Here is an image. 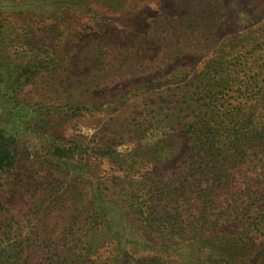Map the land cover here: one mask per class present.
Here are the masks:
<instances>
[{
  "label": "rangeland",
  "instance_id": "374dc122",
  "mask_svg": "<svg viewBox=\"0 0 264 264\" xmlns=\"http://www.w3.org/2000/svg\"><path fill=\"white\" fill-rule=\"evenodd\" d=\"M0 31L19 75L0 90V264H56L75 238V264H210L198 207L200 240L264 264L263 201L226 218L164 189L198 158L204 96L230 84L220 118L264 121L244 95L264 86V0H0Z\"/></svg>",
  "mask_w": 264,
  "mask_h": 264
},
{
  "label": "trees",
  "instance_id": "16d2710c",
  "mask_svg": "<svg viewBox=\"0 0 264 264\" xmlns=\"http://www.w3.org/2000/svg\"><path fill=\"white\" fill-rule=\"evenodd\" d=\"M8 60L9 57L1 54L0 51V90L10 91V88L13 89L14 85L19 82V75L12 70ZM14 74L17 76L14 77ZM217 85L221 84L218 82ZM207 87L208 85L205 86V89ZM220 88L222 90H218L219 95L215 99L217 103H213L212 98L208 95L202 98L204 101L209 99L210 102L205 110V116L201 120L200 128L193 132L194 148L198 158L189 162L188 170L184 171L178 180L168 182L164 189H166L170 200H179L181 196L184 198L187 193L190 206H193L191 201L196 202L197 199H202L205 202L204 198L211 196L214 203V207L211 209H222L223 214L225 213V217L228 218L231 215L230 211L242 208L249 201H251L248 203L250 208L257 205L259 201L264 202V192H260L264 189V121L260 118L263 112L258 111V108L247 111V106L243 107L241 104L235 106V116L229 112L224 119H221V109H228L226 108L227 103L224 101L225 96L234 91V87L226 83ZM253 89L244 93L245 101L256 102L252 106L258 107V104L262 103V100L264 101V86L259 87L258 90ZM237 91L241 90L237 89ZM232 117H235V120ZM2 137V139H6L5 135ZM201 152L204 153L202 156ZM219 155L222 156L221 159H218ZM8 159L7 152H0V166H3ZM237 168L242 171L246 169V173L237 178L233 174L235 172L231 171V169L237 170ZM234 191L235 193H233ZM223 194L226 196V207L224 204H220L217 198L218 195ZM101 209L99 208V210ZM146 211L149 214H159V210L152 211L150 207ZM190 211L198 213L197 219H200L198 223H201L199 227L201 231L197 236L198 240L196 239L199 245L196 255L198 261L203 258L210 264H234L235 254L229 246L222 242L214 244L209 239H199L210 231L208 228L211 226L207 219L210 215L209 212L205 208L201 210L200 207ZM139 212L140 215L145 214L142 209ZM163 214L161 213L160 217ZM195 216L193 214V219ZM193 224L190 222V225ZM187 229L190 232L192 227ZM82 244L83 242L79 238H75L73 246L60 255L61 260L56 264H75L79 258L78 250H82Z\"/></svg>",
  "mask_w": 264,
  "mask_h": 264
}]
</instances>
